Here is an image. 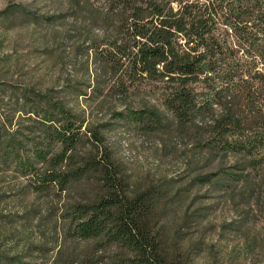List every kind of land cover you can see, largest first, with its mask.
I'll use <instances>...</instances> for the list:
<instances>
[{"label":"trees","instance_id":"1","mask_svg":"<svg viewBox=\"0 0 264 264\" xmlns=\"http://www.w3.org/2000/svg\"><path fill=\"white\" fill-rule=\"evenodd\" d=\"M45 2L0 10V264H187L159 227L182 187L132 190L107 136L203 153L187 183L264 178V0Z\"/></svg>","mask_w":264,"mask_h":264},{"label":"rangeland","instance_id":"2","mask_svg":"<svg viewBox=\"0 0 264 264\" xmlns=\"http://www.w3.org/2000/svg\"><path fill=\"white\" fill-rule=\"evenodd\" d=\"M32 1L0 0V10L9 4L26 5ZM34 1L39 10L45 7V0ZM33 56L31 60L35 59ZM132 125L121 124L107 136L131 175V189H144L165 178L174 182L176 189L182 187L181 193L169 197L159 212L160 235L170 253L182 257L187 264H264L263 175L250 182H227L225 186L214 184L216 180L187 183L189 175L200 174L204 178L214 172L213 166L202 164L204 154L185 155L175 151V138L165 137L164 147L159 137ZM233 158L229 154L224 161L230 165ZM190 160L199 164L197 171H190L193 165L187 164ZM258 168L262 173L261 167ZM250 187L254 194L250 195L249 191V195L240 198V193ZM46 235L51 237L50 233ZM53 246L49 244L51 251L39 255L42 258L35 259L34 264H51L49 255ZM43 259H48V263H43Z\"/></svg>","mask_w":264,"mask_h":264}]
</instances>
